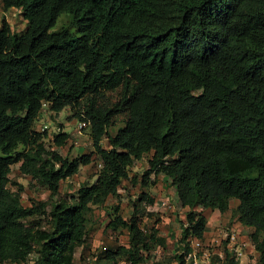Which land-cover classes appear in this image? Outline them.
<instances>
[{
	"label": "trees",
	"instance_id": "1",
	"mask_svg": "<svg viewBox=\"0 0 264 264\" xmlns=\"http://www.w3.org/2000/svg\"><path fill=\"white\" fill-rule=\"evenodd\" d=\"M13 7L26 27L0 24V264H81L93 206L117 195L143 158L133 213H113L106 226L127 229L129 244L98 260L141 264L154 244L165 246L140 221L162 178L187 210L176 264L191 238L205 239L203 210L225 213L233 199L264 264V0H2L0 13ZM63 14L69 25L55 28ZM43 102L88 121L93 151L65 155L69 132L61 125L49 138L36 126ZM95 159L96 180L74 201L56 198ZM17 163L48 200L24 204V185L11 177ZM214 264L239 262L228 254Z\"/></svg>",
	"mask_w": 264,
	"mask_h": 264
},
{
	"label": "rangeland",
	"instance_id": "2",
	"mask_svg": "<svg viewBox=\"0 0 264 264\" xmlns=\"http://www.w3.org/2000/svg\"><path fill=\"white\" fill-rule=\"evenodd\" d=\"M3 19H6V21L10 23L14 32H21L26 27V20L24 19L21 10L18 8L13 7L7 11L2 10L0 13V24ZM70 19V16L63 14L59 17L55 28L69 25ZM79 121L80 119L73 115L70 107L62 109L59 114H55L48 109L47 112L44 111L41 113L36 126H46L48 133L54 137L55 133L59 131L62 125L63 130L68 131L70 137L66 146L61 148V151L70 158H73L85 153H90L94 149L93 138L91 135V124L89 123V125L80 133L78 131ZM115 129L116 128L113 129V132H116ZM50 143L51 142H49V144ZM103 144L106 145L105 140H103ZM98 163L99 161L96 162L95 159L88 165H82L77 174L62 181L60 193L56 198H64L70 202L74 201L77 190L82 184H90L96 180L100 168ZM19 165L20 163H17L13 166L11 177L13 180L24 185L22 196L24 204L29 205L32 200H48L50 197V191L32 180L26 174L22 173ZM147 166L148 163L146 158L136 161V163L130 168L129 178L124 181V185L119 189L118 194L109 197L104 205L93 206V209L89 214L88 242L84 248L80 247L78 250L76 261L80 260L81 264H96L97 261H102V264H113L103 258L98 260L96 257L100 256L108 248H116L118 245L129 244V232L127 229L120 227L119 229L114 230L112 228H107L106 226L113 213L117 212L122 214L125 218H129L133 213V201L140 193L141 185L140 183L137 185L133 184L131 179L137 177L140 181ZM151 193L156 197L158 202L167 199L171 203V207H158L155 208L154 211L149 210L148 207H146L140 211L142 228L150 233L152 227H155L158 231V235L162 236L165 242V246L154 244L151 250L146 254L148 255L147 259L141 264H167L169 261H172L171 264H176L174 255L177 252H183L185 250V246L182 249L179 248L178 241L182 233V223L187 222V210L182 207L176 188L171 180L159 178L152 186ZM237 203L238 200L233 199L231 202L232 209L225 213H221L219 210H211L209 208L203 210L209 219V225L207 235L205 239L202 240V243L210 251H215V249H217L216 242L213 241L217 238V232L220 229H225L227 227L231 228L237 224L242 226L237 218L238 215L236 214ZM117 209H119V211H117ZM201 209L202 208L199 210ZM248 229L249 230L245 229V234H251L254 230L251 227ZM248 256L249 257L246 258L242 264H258L257 251L253 253L249 252ZM121 263L125 264L126 262L122 260Z\"/></svg>",
	"mask_w": 264,
	"mask_h": 264
},
{
	"label": "built area",
	"instance_id": "3",
	"mask_svg": "<svg viewBox=\"0 0 264 264\" xmlns=\"http://www.w3.org/2000/svg\"><path fill=\"white\" fill-rule=\"evenodd\" d=\"M2 0H0L1 3ZM49 105L47 102H43L42 112H47ZM89 123L86 120L78 122V131L81 133L83 129L88 126ZM39 129L41 131L47 130V127L40 125ZM49 134V133H48ZM49 138H53L49 134ZM99 167L102 166V161H99ZM170 208L171 203L167 199H163L154 206L155 208ZM240 227V228H239ZM245 229L249 230L248 227L234 225L233 227H227L225 229H220L217 232V238L213 242H216L217 249L215 251H210L208 248L203 245L201 239L191 238L189 240V250L185 255L186 262L185 264H214L215 257H219L221 261L226 259L228 254L232 255L239 264L248 258L249 252L257 251L255 244L252 241V236L250 233L245 234ZM21 264H30L27 262Z\"/></svg>",
	"mask_w": 264,
	"mask_h": 264
},
{
	"label": "crops",
	"instance_id": "4",
	"mask_svg": "<svg viewBox=\"0 0 264 264\" xmlns=\"http://www.w3.org/2000/svg\"><path fill=\"white\" fill-rule=\"evenodd\" d=\"M186 209V208H185ZM206 235H207V232H206Z\"/></svg>",
	"mask_w": 264,
	"mask_h": 264
},
{
	"label": "clouds",
	"instance_id": "5",
	"mask_svg": "<svg viewBox=\"0 0 264 264\" xmlns=\"http://www.w3.org/2000/svg\"><path fill=\"white\" fill-rule=\"evenodd\" d=\"M16 8V7H15ZM249 228V227H248Z\"/></svg>",
	"mask_w": 264,
	"mask_h": 264
}]
</instances>
